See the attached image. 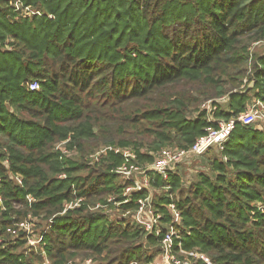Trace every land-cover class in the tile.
<instances>
[{"label":"trees","instance_id":"1","mask_svg":"<svg viewBox=\"0 0 264 264\" xmlns=\"http://www.w3.org/2000/svg\"><path fill=\"white\" fill-rule=\"evenodd\" d=\"M225 96L216 119L264 103V0H0V264L152 260L156 237L94 208L129 183L122 155L91 156L111 146L147 165L189 148L217 125L203 103ZM193 163L192 178L181 164L152 182L170 185L155 202L177 204L184 247L264 264V120Z\"/></svg>","mask_w":264,"mask_h":264},{"label":"built area","instance_id":"2","mask_svg":"<svg viewBox=\"0 0 264 264\" xmlns=\"http://www.w3.org/2000/svg\"><path fill=\"white\" fill-rule=\"evenodd\" d=\"M258 44L259 42L255 43L251 47V51ZM29 86L32 90L38 88L36 82L31 83ZM228 100L229 98L225 96L203 103L202 106L207 109L209 121H215L217 125L208 127L206 133L200 136L189 148L164 149L160 157L151 164H135L133 161L136 159V154L133 151L129 149H114L111 146L104 147L91 156L92 159L98 161L101 154L108 150H113L115 154H121L124 161L116 169V172L129 182L124 187L121 197L108 198L106 202L98 203L94 208L102 209L115 220L132 221L143 229L146 237L154 236L158 239L157 245L151 247L154 251H157L152 260L145 263L133 260L128 264H214L205 253L188 250L184 247L182 239L183 216L177 204L170 202L160 207L156 206L155 202L156 195L160 192V189L168 190L170 185H165L158 189L152 185V182L156 176H161L162 180L168 181L171 174L177 171L179 165L188 164L192 159L200 158L212 148L223 150L239 123L264 120V103L260 100H257L237 117L229 120L216 119L214 111L218 106L214 105V103H225ZM57 148L61 149L63 153L69 154V150L64 147L63 143L58 144ZM19 182H21V179H19ZM138 193H143V195L136 200V208L134 210L130 208L124 210L123 207L133 203V197ZM80 201L66 206L65 211L71 207L78 206ZM0 207L6 209L1 194ZM19 226L26 231L29 237L32 232L31 224L22 222ZM41 240L42 236L28 238L31 244H36L37 241ZM70 262L67 264H70ZM81 264L106 263L96 261L93 257H88L82 260Z\"/></svg>","mask_w":264,"mask_h":264},{"label":"rangeland","instance_id":"3","mask_svg":"<svg viewBox=\"0 0 264 264\" xmlns=\"http://www.w3.org/2000/svg\"><path fill=\"white\" fill-rule=\"evenodd\" d=\"M260 45H261V44H260ZM260 45H258V46L256 45L257 47L255 46L254 49L256 48L255 50L257 51V49L259 48ZM213 149H214L216 152H220V151H221V150H219V149H215V148H213ZM196 159H198V158H196ZM196 159H192V160H191V162H192L193 165L195 164V163H193V162H194ZM191 162L188 163V164H184V165H185L184 167L187 169L188 174H190V175H189V178H192V175L195 173V170L198 169V168H193ZM198 164H199V163H197V165H198ZM197 167H199V166H197ZM111 197H116V198H118L117 196H111ZM111 197H109V198H111ZM112 219H114V218H112ZM25 222L30 223L29 220H27V221H25ZM30 224H31V228L33 229L34 227H33L32 223H30ZM29 237L32 238L33 235H31V233H30V234H29ZM29 237H28V238H29ZM39 242H40V241H39ZM39 242L37 241L36 244H31V243H29V241H28V246L31 247V248H33L34 250L37 251V248L39 247V244H38ZM46 262H49V261H46ZM69 262H70V261H69ZM69 262H68V263H69ZM81 262H82V260H78V259H77L75 262H74V261H71L70 264H81ZM46 264H47V263H46Z\"/></svg>","mask_w":264,"mask_h":264},{"label":"water","instance_id":"4","mask_svg":"<svg viewBox=\"0 0 264 264\" xmlns=\"http://www.w3.org/2000/svg\"><path fill=\"white\" fill-rule=\"evenodd\" d=\"M255 84V80L251 82V84L249 85L248 89H251Z\"/></svg>","mask_w":264,"mask_h":264}]
</instances>
